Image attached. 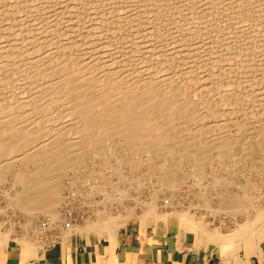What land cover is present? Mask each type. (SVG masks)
I'll list each match as a JSON object with an SVG mask.
<instances>
[{
	"label": "bare ground",
	"instance_id": "obj_1",
	"mask_svg": "<svg viewBox=\"0 0 264 264\" xmlns=\"http://www.w3.org/2000/svg\"><path fill=\"white\" fill-rule=\"evenodd\" d=\"M23 1H25V0H10V1H8V0H0V6H1L0 7V12L3 13V10H4L3 6L5 7V10H8V8L6 9V3H7V7H9L11 10L16 11L18 9V8L16 9V7L23 5V4H21V3H24ZM40 1L41 0H39V1L37 0V2H40ZM98 1H96V2H98ZM110 1L111 2H104V3L100 2L102 4V7L104 8V11H107L106 13H108L107 15H105L106 18H105V16H104V18L102 16L101 17L104 20H106L107 18L113 20L115 18V20L111 21V23L115 22V21H118V23L117 22H115V23L119 24L118 25L119 27H120V25H122V24H120L121 21L124 20V24L127 27H128V25L131 24L130 26L132 28L130 27V29H132V30L134 29L133 26L137 25V27H138V26H140V24L142 25V23L137 24L138 21L142 22L143 19L145 21V18L146 19L148 18L151 21L152 18H149L150 16L148 17V9H150L149 7H151V10H152L153 7L154 8L157 7V6L156 7L153 6V3H152L153 7L149 6L148 8L146 7L147 9H145V7L143 5L147 6L146 3L144 4V1H146V0H143V2H142V0H135V1L134 0H110ZM152 1H154V0H150V3ZM173 1H175V0H173ZM192 1H194V3H195L196 0H192ZM29 2H30V0L27 3L30 4ZM34 2H35V0L33 2L31 0L32 4ZM102 2H103V0H102ZM135 2H137V3H135ZM146 2L149 5V1L147 0ZM155 2H158V1L155 0ZM164 2L165 1H161V2H159L157 4L161 3V5H158L161 8L163 6ZM200 2L202 4L201 5L196 4V5H198L197 8H196L195 4L193 5L195 7H193V6H191V8L189 7L190 10L193 9V8L198 10V14L196 16H194L196 14V12H194V11H196V10H192L194 12V15H193L194 17H192V20H194L195 17H198L200 22H201L200 23L199 20L196 18V20H194V21H196V23L199 22L198 24H202L203 19L205 17L206 18L210 17L209 20H211L212 16H213L212 19L215 17L217 19V22H218V20L219 21L220 20L223 21L224 15L226 16V17H224V19L226 18L228 20V22H233V17H234V15L236 13H234V12H233V14L230 13V12L226 13L228 11H227V9H225L223 7L225 5H227V4H224L223 1L220 2V0H200L197 3H200ZM237 2H238V0L235 2L236 5L238 4ZM247 2H249V1H247ZM25 3H24V7H27V6H25L27 3L26 4ZM94 3H92L90 0H43V2L39 3L40 4V9L42 10V13L44 11H47V12L49 11L50 12L49 14H51V15H52V12L54 13V16H50L51 19H48V18L45 19V17H44V20H42L40 18L41 15L39 14L41 12L38 13V11H37L39 9H36V12L40 16H38L37 13H35V11H33L35 13V17L37 15L38 19L40 18L39 20H37V19H35V17H33L35 20H37V24L35 25V27L34 26L33 27L34 28H36V26L39 27L38 30H39V34L41 35V37H37V39L41 38L40 40L42 41L41 43H42V48H43L42 51L44 50L43 51V56L41 54L40 57H42L44 59V54L47 57V59L45 57L47 62L44 59V63H42V64H40V59H39L40 57L39 56H36V57H38L37 60H39V62L38 61H36V62L32 61V62L29 63V60H27L28 62L26 63V61H24V58L27 57L26 54H28V55L31 54L28 50H29V48H31L33 46L32 44H34V43H31V46L29 48L27 47L28 50H26V47H25L26 44L23 45V43H25L27 40L29 41V39L31 37L28 39L27 35H30L32 30H33V29H31V32H30V30L28 31V29H30L32 27L31 26L32 24L30 25L31 27L28 28L29 25L27 27H25V26L23 27L24 24L22 23L24 20H25L24 23L27 21L26 20L27 19L26 18L27 15H30V14L33 13V12L30 13L29 7H27L28 9H27V11L26 10L25 11H26V13L29 12L30 14H27L25 16V18L20 16V17L23 18V19L21 18L20 20H16V19H19V17L18 18L16 17V14L18 12L14 13V16H13V12L14 11H12V12L10 11L12 13L11 15L14 17V19L16 17V19H15L16 21H14V20L13 21L16 22V24H17V21H18V23H20L19 21H21V23L23 24V25L21 24V29L22 30L19 29L17 31L16 30V28H17L16 26H15L16 28L13 27V29H15L14 31L10 30L12 28L9 29L10 32L5 31V29L7 27L6 28L4 27V29L0 30V87H1V89L4 90L3 86L4 87L6 86L7 88L12 86V85H13L12 87L15 86V83L13 82V80H14L13 76L15 75V78H16V76H18L20 74L16 75L14 72H15L16 68L17 69H19V68L21 69V66L24 67L25 72L29 73V76H31V78L32 77H36V76H34L35 74H40V72L41 73L44 72V75H46V77L44 76L45 77L44 79H46V81H45L46 84L43 82L42 85H44V84L45 85H44L43 89H41V90H44V91L41 92L39 90L40 91L39 92L40 95H36L37 97H35V96L32 97V99L35 98L34 99L35 101L32 102L30 100L32 102V104H33V107H34L33 110L34 111H39V110H42V111L45 110L46 111L47 107L49 109V107L53 108V106H55V105L56 106L54 108L56 109V107L58 106L57 102H59L58 104L62 103V104H60V105H62V108L58 106V108L61 109V115H62L61 119H63V120L64 119H68L67 121L75 123V125H71V126H66V125L65 126H61L60 125L59 128H50L49 126H47V123L49 122L48 121L49 119L47 120V117L50 118V116L41 115L42 117L38 121V123L41 124V127L37 126L39 128L36 127V129H34L33 127H31V125H30V127H28L27 125L23 126L24 124L22 125V123L30 124L29 122H26V120H25V122L23 121V119L25 117L29 118L30 115H29V112L27 113V112H25V110H24V113H27L29 116L27 114L22 115L23 113H20V109H22V112H23V109L25 107V106L22 107V105H20V103H19V105L22 108H20V106H18V104H15L17 106H13L12 105L13 98L16 99L15 97L11 98L12 99V103H11L10 100H8L11 104L8 103L7 100H6V102L8 104L12 105L13 107L9 106L7 103H5V105L7 104L9 108L8 107L5 108V106H4L3 107L4 109H3V108H1L2 105L0 107V178L4 177V173L6 172L5 170L7 168L10 169V168L15 167L16 166L15 164H17V162H18L16 160V158L14 160H12V161L11 160H3V158L5 156L9 155L12 152L18 151V150H20L22 148L28 147L31 143H33L35 141L36 142L39 141L37 143L38 145L36 144L37 147H35V149L32 148L33 151L31 150V152L27 153L25 157L22 154L23 161L21 160V162H23L25 164V166L23 165L24 168L20 169L17 172L15 171V176H14V178L16 177L15 180L17 179L16 181H18L20 184L21 183L24 184V187L22 186L24 188V191H23V188H22V191L20 190L21 193H19L20 195H18L19 197L18 198L15 197L18 200L17 204L20 203V207H21L20 210L21 211L23 210V212H25L28 216H30L31 217L30 218L31 221L34 218L38 217L39 214L41 215V214H45L46 213V214L51 216V217L49 216L50 220H51V224L49 226H48V224H43V227H45V226H47V227L46 228H42V230H41V228H39L40 229L39 231H38V229H34L35 232L38 231V233H40L39 236H36L38 238H35L34 236L32 238V236H30V234H29V236L24 235L23 238L20 239V241L22 242L20 244L23 245L24 253L27 254V255H36L37 253H39L38 250L40 248L44 247V244L46 242V240H45V236L46 235L43 234V233L44 232L46 233L47 230L48 231H50V230L59 231V233H57L58 235H60L59 238L61 236L62 237L64 236L65 237V238L63 237L64 239H66L69 236V234H72L74 231H76L75 230L76 228H74L73 226H71L69 224H68V227L69 228L73 227L72 229H68L67 228L68 230H66V229L63 228V223H64L63 221L65 220L64 219L65 217H63L62 213H60L57 210V208H56V205H58L60 200H62V198L60 197L61 185L59 184L61 182H59V181H60V177H61L62 173H64L63 171L65 169H67V168L74 169V170L82 169L81 167H83L86 164L85 163V157L87 155H89L90 153L94 154L96 152H102L103 151L104 155H102V154L101 155L105 157V156H107L105 154V152H107L106 149L108 150L109 153L113 152L114 154H117V150H118V147L120 145H124V147L127 148V149H130V151L131 150L132 151H134V150L138 151L139 148L143 147L145 144H149L150 143L154 147V150L156 149V151H157L156 153L159 154L158 157H155L157 159L153 160V159H151L149 157V159H147L146 162H145L147 167H148L147 169H148V174H149L150 180H152V178L156 176L155 175L156 173L164 171L167 168L168 169L169 168L172 169L171 168L172 167L171 162H168L169 160L166 161L165 157H164L168 152H170L173 156L175 155L174 156L175 160L174 159L173 160H174V162L177 161V164H178L179 161L181 163L186 162L184 160L187 157L186 156L184 157V155H187L186 154L187 152L184 151L185 150L184 147H186L189 144H193V146L191 147L192 148L191 149L192 150L191 156L194 159H197L196 161H198L200 157H203L202 156L203 153H208V152H206L208 149L212 152L215 149L225 148L226 146H228L227 145L228 140H227V138H224L223 135H222L223 137H221L220 139H217V142L214 143V141H216V140L215 139L214 140L211 139L210 135L208 136V131L209 130L208 131L206 130L207 128L210 129L211 126L208 127L203 122H204V115H206L204 113H207V112H208L207 113L208 116L212 115V114H213V116L216 115V114H220V115H227L228 113L230 114V112H227V114H226V112L222 108L229 101L232 102L233 100H235L232 97V90L230 91L229 89H226V88H225L226 90L223 89L224 85L225 84L228 85L229 82L228 83H226L224 81L221 82V81H219L220 79H217V81H219V82H215L214 79H215V75L216 74L214 73V71L212 72V70L211 71L209 70L210 72L207 71L208 73H205L206 72L205 69H204V71L201 70V68L204 65L205 66H209V67L211 66L210 67L211 69H215V66H216L217 63L218 64L219 63L220 64L224 63V60H225L224 54L227 51H225V53L222 54L221 50L220 51L217 50L218 52H221L220 53V54H222V56H221L220 54H217V51L215 49L216 47H217V49H219L220 48L219 46H221L220 44L215 45L216 47L215 46L214 47L209 46V47L212 48V53L210 51L209 52L211 53V57L214 58V59H212V62L209 59H206V57H210V56H206L207 55L206 54L205 55L206 57H203V58H204V60H207V61L209 60V62H211V64L208 63V62H205L204 60H201V62H200L199 60L202 59L201 57L204 54V52H201V50H200L201 47H199V46H201V42L203 41L201 37L204 35V33L202 35L201 34L202 31H200V30L203 29V27H201L202 26L201 25V26H199L201 28H199L197 30L198 32L200 31V33H199V34H201L200 36H198L196 34H193V35H186V34L182 35L183 37L186 36V38L183 39L184 41H183V43H182L180 48L179 47H177V48L175 47L176 49H169L168 48V50H170L172 53L175 50V53H177V55L176 54L175 55H176V57H178V59H176L174 54L171 55L170 57H169L168 54L165 55L166 52H167L166 51L167 49L164 50L165 54L163 56H165L166 58L169 57V59L171 61L170 62L168 60L169 62H167V63L169 65H173L175 70L178 72V74L175 75L176 77L174 75H171V74L167 75L165 77L160 76V75H162V73L164 74V72L161 71L162 73L160 74V73H158L156 71L163 69L164 68L163 64H165V63L159 61L158 59L157 60L159 62H161V64L163 65L162 66L163 68L160 67V65L157 64L159 62L156 63V61H155V64L161 69H155L156 71L153 73L152 70H151V67H150V70L152 72L150 74L148 72V74L150 76H148L146 74L148 77H146V78H142V76L140 77L139 75H140L141 72H144L143 70L139 71L140 73L137 72V73H139V75H132V73L134 71H138L139 67L143 69V67L138 64L139 60L142 59V56H141L142 54L141 53H140L141 55H139V56H141V59L139 57H138L139 59L138 58L137 59L134 58L135 60L138 61V62H136L137 66L134 65L135 62H131L129 60L130 63H133L131 66L129 64L130 67H132V66L138 67V65H139V67L136 68L133 72H131V74L128 75V76L122 75L123 70H121V69H126L124 67H129V66H125L124 65L126 63V60L129 59V58L128 59L126 58L127 56H125V52L130 51L129 50V48H130L129 46H131L133 44H137V43H135L133 41H132L133 44L131 43V45H128V47H129V48H127L128 50L126 48H124L126 50H124V49H122L121 51L119 50V53H117V54H114V52L116 53L117 50L114 51L113 53H111V51H110V54L108 56H106L107 60H106L105 64L108 62L107 66L108 65L110 67L116 66V69H117V67H120V70L119 69L116 70L115 67H114L115 71H113V69L111 71V69H110L108 73H106V74L104 73V75H102V73L104 72V71H102V68L105 67L106 65L103 64V63L101 64L100 62H98V60H99L98 57L99 56L97 57V55H100V54L102 55V52L100 54H98V52H97V55H96L95 51H98V49H102L104 47L102 43L107 42L106 38L108 37V39H109V36L110 35L112 36L113 33L112 34L109 33V35H107V33L106 34L104 33V31L106 32V29H104V28H107L105 25L110 21L109 19H107V23L105 25L100 26V27H102L104 29V31L100 30V31H98V33H96V30H98V26H99L98 23H100L99 20L103 21V19L101 20V18L99 17L100 15L98 13L101 12L100 10L98 11V13L96 11L95 12L93 11V10H97V8H92L91 7V6H95L96 5V3H95V5H94ZM97 4H99V2ZM167 4H165V5H167ZM251 4H252V2H251ZM34 5H36V7L39 8L37 6V4H34ZM220 5H222L223 7H220ZM239 5H240V3H239ZM29 6H31V5H29ZM260 6L261 5H259V8H260ZM141 7H143L144 10H147L146 11L147 16L144 17V18L142 17L143 18L142 20L141 19L138 20L136 18L137 17L136 11L139 10V9L141 10ZM23 8L21 7L20 10H22ZM31 8H30V10L33 9V8L32 9ZM157 8H159V7H157ZM163 9H165V8H163ZM163 9H162V11L164 13ZM175 9H176V7H175ZM187 9H186V11H187ZM166 10H168V8ZM182 10H184V9H182ZM235 10H236V8H235ZM239 10H240L239 11L240 14H236L235 15L236 17H238L239 15L242 14L241 13L242 12L241 9H239ZM22 11H24V9ZM131 11H133V12L131 13ZM178 11H180V10L178 9ZM178 11H177V13H179ZM261 11H263V9ZM5 12H7V11H5ZM5 12H4V15H8L9 14V13L5 14ZM149 12H150V10H149ZM151 12L154 13V10L151 11ZM165 12H167V11H165ZM171 12L172 11H170V13L169 12L168 13L171 14ZM191 12H190V14H191ZM20 13L22 14V12H20ZM102 13H101V15H102ZM127 13H131V16H130V14L128 15V17H129L128 21H127V16L125 15ZM143 13H145V12H143ZM153 13H151L152 17H153ZM154 14H157V12H155ZM249 14H250V12H249ZM103 15H104V13H103ZM138 15H140V14H138ZM165 15L161 16V17H164V19H166L167 17ZM176 15H174V16H176ZM31 16H33V15H31ZM44 16H46V15H44ZM47 16H48V13H47ZM140 16H142V15H140ZM3 17H5V16H3ZM41 17H43V16H41ZM189 17L191 19V16H189ZM28 18H30V16ZM156 18L158 20L160 17L156 16ZM156 18L153 17L154 21L153 20L152 21L155 22ZM231 18H232V20L230 21L229 19H231ZM239 18H240V16L237 18V20ZM11 19H13V18L10 17L9 20L11 21ZM134 19H136L137 23L135 22ZM148 19H147V21H149ZM246 19H248V16L246 17ZM177 20L175 21V23H177V24L179 23L180 24V21L179 20L177 21ZM227 20H225L226 23H227ZM2 21H0V22H2ZM28 21H30V19H28ZM133 21H134V24H132ZM163 21H165V20H163ZM163 21H161V22H163ZM169 21H170V19H169ZM186 21H188V20H186ZM204 21H205V19H204ZM213 21H214V19H213ZM221 21L219 23H221ZM253 21H255V20H253ZM14 22H9V23H13L14 24ZM27 22L25 23L26 25H27ZM86 22L89 23V26L88 25L86 26ZM104 22H102V24ZM153 22H147V23H153ZM234 22H235V18H234ZM234 22L232 24L230 23L228 27L230 28V27H232V25L234 26ZM238 22H239V20L237 21V23ZM244 22H246V21H244ZM5 23H7V21H5ZM9 23H7L9 25V27H12L13 24H12V26H10ZM30 23H28V24H30ZM222 23H221V25H222ZM241 23H242V21H241ZM33 24H35V23H33ZM157 24H159V23L157 22ZM173 24H174V22H173ZM177 24H176V26H177ZM262 24H261V27L263 26ZM0 25H1V23H0ZM113 25H111V26H113ZM145 25H143L142 27L140 26L141 27L140 29L143 28V29H145V31L147 30V32H148V31H150L152 29L151 27H153L152 24H151L150 25L151 29L148 30V28L147 29L144 28ZM156 25L154 27H156ZM165 25H167V24H165ZM206 25H204V26H206ZM218 25H217V27H218ZM223 25L225 26V24H223ZM235 25H237V24L235 23ZM5 26H6V24H5ZM18 26L20 28V25H18ZM103 26H105V27H103ZM108 26H110V25L108 24ZM115 26H116V24H115ZM118 26H116V28H118L117 30H120L122 27L119 28ZM160 26H158V28ZM167 26H168V28L170 27L169 24ZM214 26L216 27V25H214ZM214 26L212 28H215ZM127 27H125V28H127ZM179 27H180V25H179ZM207 27H209V26L207 25ZM228 27H227V29H228ZM1 28H3V26L0 27V29ZM160 28H163V27H160ZM184 28L186 30V26H184ZM197 28L198 27H196V29ZM224 28H226V27H224ZM245 28L247 29V27H245ZM251 28H253V27H251ZM114 29H111V30L114 31ZM130 29H128V30H130ZM143 29H142L141 33L144 34V36H146L145 33H147V32L143 33V31H144ZM164 29H165V32H166L167 28H164ZM175 29H177V28H175ZM258 29H259V27H258ZM108 30H107V32H108ZM117 30H116V32H117ZM162 30L161 31L159 29L157 30V31H160L161 33L157 32L156 30L153 31L154 34L156 32L159 33L157 35V38L159 40H160V37H161L160 34H163ZM228 30L230 31V29H228ZM228 30H224V31H228ZM233 30H234V28H233ZM260 30H261V28L259 29V31ZM120 31H122V30H120ZM120 31H118L117 33H121ZM123 31H127V30L124 29ZM135 31H134V35L136 33ZM190 31L193 32L195 30H191L190 29ZM215 31L219 32L220 29L219 30H215ZM256 31H255V34H256ZM29 32H30V34H29ZM50 32H51L52 35L48 34ZM109 32H111V31L109 30ZM127 32H128V33H126L127 35H129L131 33V32L129 33V31H127ZM204 32H206L205 31V27H204ZM210 32H212V31H210ZM230 32H226V33H228L227 34L228 36H226V37L230 38V34H229ZM232 32H234V31H232ZM244 32H247V31L244 30ZM123 33L125 34V32H123ZM240 33H243V32H240ZM249 33H251V32H249ZM151 34H153V33H151ZM151 34H149V35L154 37V34L153 35H151ZM211 34H213V33H211ZM261 34H264V33H261ZM24 35H25V37H23ZM131 35H132V33H131ZM165 35H167V33L166 34L164 33V36ZM218 35H219V33H218ZM220 35H221V32H220ZM232 35L234 36V34H232ZM31 36H33V35L31 34ZM111 36H110V38H112V37L118 38L119 37V36L117 37V35L116 36H112V37ZM136 36H138V35L136 34ZM144 36L141 39H145L146 38L148 40V38L149 39L152 38V37L151 38L150 37H148V38L145 37L144 38ZM147 36H148V34H147ZM240 36H244V35H240ZM263 36L261 38L260 35H258V36L255 35V36H253V38H251V40H252V42L255 41L254 43L258 42L257 44H259V43L263 42V39H264ZM35 37H36V35H35ZM139 37H142V36L140 35ZM167 37H163L164 40L161 39L160 42L161 41L164 42ZM208 37H210V36H208ZM23 38H25V40L26 39L27 40L22 42ZM120 38H121V34H120ZM125 38L123 39V34H122V40H123V43L121 42L122 45L125 43L124 42ZM135 38H133V39H135ZM169 38H171V37H169ZM31 39H33V38H31ZM37 39H35L36 43H37V41L40 43V40H37ZM113 39L114 38L109 39L110 43H111V41H113ZM131 39H132V37H131ZM141 39H139V38L137 39V40H140V42H138L135 39L136 42L140 43V44H138L139 46L138 45L137 46L138 47L141 46L140 48L136 47V49H135L136 51H134L135 54L138 51V49L141 50V48H142L141 44L143 43V41L145 43V40L141 41ZM152 39H154V38H152ZM53 40H55V41H53ZM116 40H118V39H116ZM181 40H182V38H181ZM181 40H179V41L181 42ZM227 40H229V39H227ZM232 40H233V38H232ZM150 41H152V40H150ZM150 41H147V43L150 42ZM167 41H169V40L166 39L165 42H167ZM234 41L237 42L236 40H234ZM162 42L160 43L161 45H162ZM11 43H12V45L16 44L15 45V48H16L15 51L14 50H10V49L6 50L7 47H10L12 49L14 48V46H10ZM117 43L119 44L120 41L118 40ZM144 43H143V45L145 46L146 44H144ZM209 43H211V42H209ZM47 44H48V46H47ZM155 44H157V43H155ZM155 44H152V45H155ZM165 44H167V43H165ZM176 44H177V42H176ZM88 45H90V48H88L89 47ZM114 45H116V44H114ZM148 45H150V44H148ZM161 45L158 46V47L159 48L161 47V50H162L163 46H161ZM168 45L170 46V44H168ZM206 45H207V40H206ZM251 45H254V44H251ZM85 46H87V47H85ZM111 46H113V45H111ZM135 46L136 45H134V47ZM261 46H263V44ZM38 47L41 48L40 46H38ZM150 47L152 48V50H153V47L155 48V46H149L148 48H150ZM209 47H207V49ZM231 47H232V45H231ZM105 48H108V47L106 46L102 50H104ZM145 48H147V46ZM232 49L230 48V49H227V50H232ZM240 49H239V51H240ZM208 50H210V49H208ZM42 51L40 53H42ZM131 51H133V50H131ZM145 51H147V50H145ZM19 52H20V54H19ZM32 52L34 54L35 51H32ZM40 53L38 51V54H40ZM93 53H95L96 56ZM106 53H107V51H106ZM172 53H170V54H172ZM240 53H242V52H240ZM36 54L37 53L35 52L34 55H36ZM104 54L102 56H104ZM130 54H131V52H130ZM155 54L157 55V54H159V52H157ZM162 54L163 53H161V55ZM261 54H263V53H261ZM145 55L146 54H144V56ZM156 55L153 54L154 57ZM23 56H25V57L22 58ZM30 56H32V54ZM146 56H148L147 58H150L152 55H148L147 54ZM236 56H237V54H236ZM156 57H159V55H157ZM165 57L163 59H166ZM174 57H175V59H176V61L178 63L174 62L175 64H172V60H174ZM181 57H183V60H182ZM262 57H263V55H262ZM20 58L23 59V63L18 61V59H20ZM179 58H181L180 61L182 60L181 63H180V61H178ZM22 59H21V61H22ZM33 59H31V60H33ZM239 59H242V57H240ZM250 59H252V58L250 57ZM144 60H146V59H144ZM147 60H149V59H147ZM227 60H230V59L227 58ZM231 60H232V58H231ZM246 60H247V58H246ZM149 61H148V64H147L148 66H150ZM41 62H43V60ZM128 62H127V65H128ZM146 62L147 61H145V63ZM165 62H166V60H165ZM152 63H154L153 60H152ZM196 63H198V65H195ZM43 64H46V65H43ZM99 64L101 65V68H100ZM168 64L166 66L168 68H170V70L172 72H174L171 69L172 67L171 66L169 67ZM185 65H188V66L185 67ZM107 66H106V68H107ZM235 66H236V64L234 65V67ZM254 66H255V64H254ZM96 67L101 70V75H100V71L98 73V69L96 71L97 72L96 74L98 76L92 74V73H95L96 69L94 70V68H96ZM167 67L165 68V74H166V72L170 71ZM188 67H189V69H188ZM14 68H15V70H14ZM246 68H247V66H246ZM133 69L131 68V71ZM144 69L147 70V69H149V67L147 69L145 67ZM219 69H221V68L219 67ZM226 69H227V67H226ZM199 70H201L202 72L201 71L199 72ZM16 71H17V73L19 72V70H16ZM128 71L129 70H127V73H128ZM220 71H218V73ZM20 72H21V70H20ZM230 72H232V71H230ZM31 73H33V75ZM22 74H25V73L22 71ZM124 74H126V72ZM152 74L153 75L156 74V76L157 77L159 76V78L153 77ZM4 75H8V76L9 75H13L12 76L13 78H9L8 79V77L7 76L5 77ZM221 75H222V73H221ZM24 76H25V78L28 77V75H27V77H26V75H24ZM42 76H40V77L42 78ZM236 76H239V75H236ZM40 77H36L35 79L40 78ZM143 77H144V75H143ZM18 78L24 79L23 77H18ZM18 78H17V80H18ZM31 78L29 79V77H28L27 82L29 80L32 81ZM226 78H227V76H226ZM11 79H13V80H11ZM176 79H177V81H176ZM23 81H20V82H23ZM31 81H30V83H31ZM33 81H35V80H33ZM213 81L215 82V85L212 83ZM230 81H233V80H230ZM240 81H242V80H240ZM20 82H19V85L22 86L20 84ZM25 83H26V81H25ZM30 83L28 82L27 84H30ZM39 83H41V81H39ZM16 84H18V83H16ZM35 85H38V83L34 84V82H33V84H31V86H33V87ZM232 85L234 86L233 83H232ZM241 85H242V83H241ZM228 86H227V88H228ZM28 88H30V87L28 86ZM212 88L214 89V92H213ZM230 88H231V86H230ZM222 89H223V92H225V93H222ZM232 89L234 90V88H232ZM5 90H6V88H5ZM33 90H35V89H33ZM9 92H10V90H9ZM13 92H14V89H13ZM219 92H221V93H219ZM7 93H1L2 96L0 95V104L1 103L3 104V102H1V101L7 97L6 95H4V94H7ZM11 93H9V96L12 95ZM20 93H23V95H24L23 91L20 92ZM28 93L31 94V92H28ZM35 93L39 94L37 91ZM57 93H58V95H57ZM14 95H16V93ZM17 95H19V94H17ZM215 95H216V98H217L218 101H215V99H213L215 97ZM30 96H32V94ZM234 97H235V95H234ZM22 99H24V98L22 97ZM16 100H18V99H16ZM24 100H26V99H24ZM30 101H28V102H30ZM15 102H17V101H15ZM18 102H22V101L20 100ZM28 105H29V103H28ZM227 107L229 108V105ZM227 107H224V108L227 109ZM232 107H233V105H232ZM26 108H28V107H25V109ZM28 109H26V110H28ZM42 111H40V113L39 112L38 113L42 114L41 113ZM49 112L51 113L52 111H49ZM32 113H33V111H32ZM251 113H253V112H251ZM52 116H53V114H52ZM57 116H60V114L57 115ZM253 116L255 117L256 115L254 114ZM253 116L250 115V117H248V118L252 119L251 122L248 121L249 123H253V118H254ZM223 117H225V116H223ZM31 118H32V116H31ZM34 118H37V117L34 116ZM255 118H257V116ZM51 120L52 119H50V121ZM192 120L194 122L198 121L197 123H200V124L195 123V124H197V126H194V124L192 123L194 127H197V128H194V129H197L196 131H193L194 129L192 130L193 132H196V133H192V136H190L188 134V133L192 132V131H190L191 130L190 129V130H188V131H190V132L187 133L188 135L184 136L183 132L184 131L186 132L185 129H189L192 126V125L191 126L188 125L189 127H187V123L190 124ZM19 121H21V122L23 121V122L22 123L20 122L19 126H18V124L16 126V123L19 122ZM249 123H247V124H249ZM247 124L242 126V128H243L242 130H244L246 132V134H249L248 135V138H249L248 140L251 141V143H250L251 145L250 146L252 147V146H254V145H252V143H253L252 136L255 134L256 129L255 128L253 129V127H252L253 124L252 125H247ZM32 125L34 126V124H32ZM211 130H212V128H211ZM205 131H207V132H205ZM64 133H66V134H64ZM79 135L82 137L81 138L82 140H80V137L78 138L80 141H82L81 143L77 142L76 141L77 139L75 138V137H77ZM44 136H46V137H44ZM201 136L202 137L204 136L203 139L201 138ZM41 137H44V139H41ZM194 137H196V138L200 137V139H202V140H199L197 142H192V141L195 140ZM192 139H194V140H192ZM100 146H102V148H105V147L106 148L105 149H101V151H99L98 147H100ZM153 147L151 149H153ZM188 147L190 148V145ZM188 147H186V148H188ZM97 149H98V151H97ZM132 151H131V153H132ZM131 153H129V154H131ZM157 154H156V156H157ZM221 154H222V157H223V153H221ZM131 155H133V154H131ZM131 155H129L130 158H131ZM207 156H209V154ZM210 156H212V155H210ZM219 156H220V154L215 156V157H219ZM114 157H115V155H114ZM135 157L132 158L133 162H134V160H135V162L136 161L138 162V160H139L138 157H136V158ZM205 157H206V154L204 155V158ZM140 159H146V158H140ZM126 161H128V160H126ZM139 161L140 162L142 161L141 163L145 164L144 160H139ZM129 162H131V161H129ZM140 162H138V163H140ZM192 162H194V161H192ZM143 164H141V165H143ZM177 164L175 162V165H177ZM194 164H195V162H194ZM37 165H39V166L41 165L40 168L32 170L31 166H37ZM126 165L128 166V164H126ZM130 165H131L130 167H132L134 169L136 168V165H133L132 162H131ZM85 166L88 167L87 165H85ZM140 166H139V168H141ZM173 166H174V164H173ZM181 166H182V164H181ZM181 166H176L177 168L175 170H179L178 167H181ZM9 169H7V170H9ZM134 169H132V171ZM6 173H9V172H6ZM6 173H5V176H6ZM162 173H163V175H165L164 172H162ZM158 175H160V174L158 173ZM163 175L161 174V178L158 179L159 183L161 184V187L162 188H165V186L166 187L167 186L171 187L174 184V183H171L173 180L171 181V178H170V180L168 178H163ZM99 176H100V174H99ZM165 177H168V176H165ZM156 178H157V176H156ZM101 180L103 182L105 181L104 178H102ZM168 180L171 181V182H169ZM176 180L178 181V183L176 182L175 184L178 187L179 180L178 179H176ZM97 181H100V179L97 180ZM125 181H127V180L125 179ZM105 182L108 184V181H105ZM135 182L139 184L138 181H135ZM173 182H175V181H173ZM97 183H99V182H97ZM14 184H15V181H14ZM104 184L105 183L102 184L103 185L102 188L107 186V185L104 186ZM152 184H154V183H152ZM160 184H158V185H160ZM143 185H144V183H143ZM173 186H172V188H173ZM248 188H250V187L246 186V188H243L242 197H240V196H239L240 198H238V197H228V198H225L226 201L224 200L225 202L228 201V205L226 207H224V208H227L225 210H235L236 214H237V210H238V212H240V210H243V211L248 213V214L246 213L245 220L242 221L239 224L238 228H236L234 231L227 232L228 234L222 232L218 227H214V229H211L210 226L207 225V222H205V220H202V218H200V217L198 218L197 216H194V214H192L190 212L186 211V213L185 212L184 213H180V212H177L176 210H174L173 212L170 213L168 211L161 210V207H160V204H159L160 202H162L161 201L162 200L161 199L162 196L160 195V191H162L161 189H160V191L158 189L156 191V189H155V191L153 193V196H152L153 199L151 200V202L150 203L148 202V204L146 203V205H143L142 213L140 214V218H141L143 223L147 224L153 218H157L158 220L162 219L166 223L168 218L171 215H179L181 217L183 216L184 222H182V223L184 225H182V226L187 228V230H190V231L196 233L201 238V240L203 242H206V244L208 246L211 247V246L217 245L220 248V252H222L227 257V263H230L232 261H234L235 263H238V262H240L239 253H240L241 248L245 249V253H246L247 257H249V256L253 255L254 253H259V251H261V248H258V241L264 239V197L261 198L260 204L258 206H256V207L253 206V207H255L253 210H252L251 207H249L250 205L252 206V203L249 206H247V207L251 208V209H248L245 206L246 204L242 203V202H244L242 200L247 201L251 197V195L248 192ZM95 189H98V188H95ZM170 189L171 188H168V190H170ZM166 191H167V189H166ZM125 192H127V191H125ZM125 192H123V191L119 192L120 194H122L120 196L121 197L122 196L126 197L127 195H125L126 194ZM15 198H14V200H15ZM59 198H61V199H59ZM112 199H110V201H109L110 205L112 204V201L113 202L117 201V200H112ZM120 199L122 200V198H120ZM234 200H236L235 202H237L238 200H241L242 204L238 203V204H240V206L232 207V205L234 203ZM232 201H233V203H232ZM169 202L170 201H166L165 203L166 204L168 203L167 205L169 207L173 206L172 208H174V204L172 205L173 202H170V203ZM165 203H164V205H165ZM224 204H226V203H224ZM235 204H237V203H235ZM221 206L222 205H220V207ZM222 207H221V210H222ZM243 207H244V209H243ZM251 210H252V212H251ZM98 211H99V213H98L96 219L89 221L88 223H86L87 225L83 229H81V230H83V232L87 231V230H96V231H102V230L104 231L105 230V231H108L109 233H111V235L113 236L114 233L116 232L117 227L125 224L127 222V219L133 214V212H128L127 214H125V212H124L125 215H122L123 213L120 215V213H119L118 216H114L111 213L112 211L111 212L107 211V208H106L105 211L97 210L96 212H98ZM216 212H215V214H217ZM223 212H224V210H223ZM232 213H234V212H232ZM48 215H47V217H48ZM31 221H30V223H31ZM30 223L28 222L27 226L32 225ZM32 226H34V225H32ZM29 228H28V230H29ZM11 231H14V230L8 229V231H7V229H6V230H3V231H0L1 232L0 236H2V240L1 241L7 242L9 239L13 238V233ZM50 232H49V234H50ZM50 236H51V234H50ZM48 239H49V237H48ZM1 245L2 244H0V247H1ZM46 245H47V243H46ZM203 245H205V244H203ZM24 259H26V256H25Z\"/></svg>",
	"mask_w": 264,
	"mask_h": 264
},
{
	"label": "rangeland",
	"instance_id": "obj_2",
	"mask_svg": "<svg viewBox=\"0 0 264 264\" xmlns=\"http://www.w3.org/2000/svg\"><path fill=\"white\" fill-rule=\"evenodd\" d=\"M8 1H10V0H8ZM29 0H25V1H23L24 3L26 2H28ZM34 0H32V2H33ZM39 1V0H38ZM92 3H96V5H95V3H94V5L95 6H91L92 8H97V10H93L94 12L96 11L97 13H98V11L100 10L101 12H99L98 14L100 15L99 17L101 18V20L104 18V16L105 15H107L108 13H106L107 11H104V8L102 7V4L101 3H104V2H111L110 0L108 1V0H103V2H102V0H90ZM96 1H98L99 2V4H97L98 2H96ZM135 1V0H134ZM147 1V0H146ZM146 1H144V4L146 3V5L147 6H145V5H143L144 7H145V9H147L149 6H152V3H153V6H157V7H159V8H154L153 6V8H152V10H151V7H149L150 9H148V17L149 18H152L151 19V21L149 20V21H147V19L145 18V21H144V17H146L147 16V13H146V11L147 10H144L143 9V7H141V10L139 9V10H137L136 11V13H137V19L138 20H142V22L141 21H138V23H137V21H136V19H134L135 20V22L137 23V24H139V23H142V25L140 24V26L142 27L143 25H145L144 26V28H148V30H150L151 28L153 29H151L150 31H148L147 32V30L145 31V29H143L144 31H143V33L144 32H147V33H145L146 34V36H144V34H142L141 32H142V29H140L141 27L140 26H138L137 27V25L136 26H133V30L136 32L135 33V35H134V31L132 30V29H130V25H128V27L124 24V20L123 21H121V23L120 24H122V25H120V27L118 26L119 24H117L118 23V21H115V22H117V23H115V22H112L111 23V21H114L115 20V18L113 19V20H111V19H109V18H107V19H109L108 21L110 22H108L107 23V19L106 20H104L103 19V21H100L99 20V22L100 23H98V30H96V33H98V31H100V30H103L104 31V29H106V32L104 31V33L106 34L107 33V35H109V33H113L112 34V36H116L117 35V37L118 38H116V37H112L111 35V37L112 38H114L113 39V41H111V43H110V41H109V39H112V38H110V36H109V39H108V37L106 38L107 39V42L109 43H107V42H105V43H102L103 44V46L104 47H108V48H105L104 50H102V49H98V51H95V53H96V55H97V52H98V54H100L101 52H102V55L104 54V56H102L101 54V56L100 55H97V57H98V59L100 60H98V62H100L101 64L103 63V64H105V62H106V60H107V57L106 56H108L109 54H110V51H111V53H113L114 51H116V53L114 52V54H117V53H119V50L121 51L122 49H124V48H129V50L130 51H127V52H125V56H127L126 58L128 59V60H126V63L124 64L125 66H129V64H130V66L133 64V63H130V61L131 62H135V64L134 65H136L137 63L136 62H138L137 60H135V59H137L138 57L141 59V56H142V59L141 60H139V62H138V64L139 65H141L142 67H143V69L142 68H140L139 67V65H138V67H139V69H138V71H134L136 68H138V67H135V66H132V67H124V68H126L127 70H129L128 71V73H127V70L126 69H121V70H123V72L125 71L126 72V74H124L122 71V75H125V76H128V75H130L131 74V72H133L132 73V75H139V71H141V70H143L144 72H141L140 73V77L142 76V78H146V77H148V76H150L149 74L150 73H154L156 70L155 69H161V68H159L156 64H155V61H156V63L157 62H159V61H161V62H163V63H165V64H161V62H159V63H157L158 65H160V67H162L163 69H161V70H157L156 72H158V73H162V72H164V74L162 73V75H160V76H163V77H165V76H167V75H177L178 74V72L175 70V68H174V66L173 65H169L167 62H169L170 61V59H169V57L171 56V55H177V53H175V50H174V52L172 53L170 50H168V48L169 49H176L177 47H181V45H182V43H183V39H185L186 38V36H182V35H193V34H196V35H198V36H200L201 34L203 35V33H204V35L201 37L202 38V42H201V46H199V47H201V52H204V56L202 55V59H200L199 61L201 62V60H204V58L203 57H206V56H210V57H206V59H209L211 62H212V59H214V58H212L211 57V53H212V48L211 47H214L215 45H217V44H220L221 46H219L220 48L219 49H217V47L215 48L216 49V51L218 50V51H220L221 50V52H222V54L223 53H225V51H227L225 54H224V56H225V60H224V63H217L216 64V66H215V69H211L209 66H201L202 68H201V70L202 71H204V69H205V73H208V72H210L211 70H212V72L214 71V73L216 74L215 75V82H219V81H221V82H226V83H228V85H224V88L223 89H229L230 91L232 90V97L235 99V100H233L232 102L231 101H229L224 107H227L228 105H229V108L227 107V109H225L224 107L222 108L225 112H226V114H227V112H230V114L228 113L227 115H220V114H216V115H214L213 116V114L212 115H207V113H204V114H206V115H204V124L206 125V126H208V127H210V129L209 128H207L206 130L208 131V136L210 135V138L211 139H215L216 141H214V143H216L217 142V139H220L221 137H223L224 136V138H227V140H228V142H227V145L228 146H226L225 148H219V149H215L214 151H210L209 149L206 151V152H208V153H203V157H200L199 158V160L198 161H196L197 159H194L192 156H191V154H192V146H193V144H189L190 145V148L188 147L189 145H187L186 147H188V148H186V147H184L185 148V150L184 151H186L187 153V155H184V157L186 156L187 158L184 160V161H186V162H184V163H181L180 161H179V163L177 164V161H175L176 162V164L177 165H175V162H174V160H175V158H174V156L170 153V152H168L164 157H165V160L166 161H168V162H171V164H172V169H166V170H164V171H161V172H158L160 175H158V173H156L155 175L157 176V178H156V176L155 177H153L152 178V180H150V177H149V174H148V167H147V165H146V160L147 159H149V157L151 158V159H153V160H155V159H157V158H155V157H158V155L159 154H157L156 152V149L154 150V147L149 143V144H145L143 147H141V148H139L138 149V151H132V153H131V151H130V149H127V148H125L124 147V145H120L119 147H118V150H117V154H114L113 152H108V150L106 149V151L107 152H105V154L107 155V156H102V155H104V152L102 151V152H96V153H90L89 155H87L86 157H85V165H87L88 167H86L85 165L83 166V167H81L82 169H78V170H74V169H70V168H67V169H65L63 172L64 173H62V175H61V177H60V181L59 182H61V183H59L60 185H61V190H60V197L62 198V200H60V202H59V204L58 205H56V208H57V210L60 212V213H62V215H63V217H65L64 219V223H63V228L64 229H66V230H68V229H72L73 227L74 228H76L75 230L76 231H74L72 234H69V236L70 235H75V236H78V235H92V236H96V235H100V236H108L109 234L111 235V233H109L108 231H96V230H87V231H84L83 232V230H81V229H83L87 224L86 223H88L89 221H91V220H95L96 219V217H97V215H98V213H99V211L98 212H96L97 210H102V211H105L106 210V208H107V211L108 212H111L112 213V215H114V216H118V214L120 213V215L122 214V215H125V214H127L128 212H133V214L127 219V223L125 224V225H123V226H118L119 227V229H118V231H117V233L120 231V230H122V229H129V230H132V231H137V230H139V228L141 227L142 229H145V228H148L147 230H153L152 228H155L158 224H160V229H165V227H167V225L169 226L170 225V228H172V229H174L175 231H177V232H179V231H182L181 229L183 228L184 229V231L185 232H188V231H190V230H187V228H185L184 226H182V225H184L182 222H184V219H183V216L181 217V216H179V215H171L169 218H168V220H167V222L165 223V221H163L162 219H160V220H158L157 218H153V219H151L150 221H149V223L148 224H144L143 222H142V220H141V218H140V214L142 213V208H143V205H146V203L148 204V202L150 203L151 202V200L153 199L152 198V196H153V193H154V191H155V189H156V191H157V189L160 191V189L162 190V191H160V195L162 196L161 197V201L162 202H160L159 204H160V207H161V210H164V211H168V212H173L174 210H176L177 212H180V213H186V211L187 212H190V213H192V214H194V216H197L198 218L200 217V218H202V220H205V222H207V225H209L210 226V228L211 229H214V227H218L222 232H224V233H227V232H229V231H234L236 228H238V226H239V224L242 222V221H244L245 220V215H246V213L247 212H245V211H243V210H240V212H238V210H237V214L235 213L236 211L235 210H225V209H227V208H224V207H226L227 205H228V201L227 202H225L226 200H225V198H228V197H238V198H240V197H242V195H243V188H246V186L247 187H250V188H248V192H249V194L251 195V197H250V199H248L247 201H245V200H242V201H244V202H242V203H245L246 205V207L247 206H249L251 203H252V206L250 205L249 207H251L252 208V210L256 207V206H258L259 204H260V201H261V198L262 197H264V39H263V42H261V43H259V44H257L258 42H256V43H254V42H252V40H251V38H253V36H255V35H260L261 36V38H262V36L264 35V34H261V33H264V0H238V4L236 5V1L237 0H220V2H222L223 1V3L224 4H227V5H225L224 7L222 6V5H220V7H223V8H225V9H227V11L228 12H226V13H232L233 14V12L234 13H236V14H240L239 13V9H241V15H239L240 16V18L238 19L239 20V22L237 23V18L239 17L238 15V17H236L235 15H234V17H233V22H234V18H235V22H234V26L232 25V27H228L229 26V24L231 23H233V22H228V20L225 18L224 19V17H226L225 15H224V17H223V21H221V23H222V25L223 24H225V26L224 27H226V28H224L222 25H221V23H219L220 21L218 20V22H217V19L214 17L213 19H214V21H213V19H212V17H211V20H209L210 19V17L209 18H206L205 16V21H204V19H203V22H202V24H198L199 22H200V20H199V18L198 17H195L194 18V20H196V18L199 20V22L198 23H196V21H194V20H192V17H194V16H196L197 14H198V10L197 9H195V8H193V9H191L190 10V8H191V6H193L194 4L196 5V4H199V5H201L202 3L200 2V3H197L198 1H200V0H196L195 1V3H194V1H190V0H175V1H173V0H157L158 2H155V0L154 1H152L151 3H150V0H148L149 1V5H148V3L146 2ZM161 1H165L164 2V4H163V8H165V9H163L162 7L160 8V6H158V5H161V3L160 4H157V3H159V2H161ZM180 1V2H179ZM188 1V2H187ZM234 1V2H233ZM247 1H249V2H247ZM37 0H35V2L32 4L31 3V0H30V4H26L25 6H27V7H29V11H30V13H32L33 11H35V13H37L36 12V9H39V10H37L38 11V13L39 12H41L42 13V10L40 9V2H43V0H41L40 2H37ZM101 2V3H100ZM142 2H143V0H142ZM155 2V3H154ZM183 2V3H182ZM187 2V3H186ZM230 2V3H229ZM233 2V3H232ZM247 2V3H246ZM251 2H252V4H251ZM257 4H256V3ZM24 3H21V4H23V5H21V6H17L16 7V11H14V10H11L9 7H7V3H6V9L8 8V10H5V7L3 6V8H4V10H3V13L2 12H0V21H2V22H0L1 23V25H0V27H2L3 26V28H1L0 30H2V29H4V27L7 29H5V31H8V32H10V30H15V29H13V27L14 28H16V30L18 31L19 29L20 30H22L21 29V24L23 25V27L25 26V27H27L28 25H29V27L28 28H30L31 26V28L30 29H28V31L30 30V32H31V29H33L32 30V32H31V34L34 36H31V34H30V32H29V34L30 35H27L28 36V39L31 37V38H33V39H29V41L27 40H25V38H23L22 39V42H24V41H26L25 43H23V45H25L26 44V50H28V48L31 46V43H34V44H32L33 46L31 47V48H29V52L32 54V56H30V55H28V54H26V58H24L25 56H23L22 58H24V61H26V63L28 62L27 60H29V63L30 62H32V61H34V62H36V61H38L39 62V60H37L38 59V57H36V56H39L40 57V55L42 54V56H43V51H42V41L38 38L37 39V37H41V35L39 34V30H38V26H36V28H34L35 27V25L37 24V20H39L40 18L42 19V20H44V17H45V19H51V17L50 16H54V13L52 12V15L51 14H49L50 12L48 11H44L42 14L41 13H39L41 16H43V17H41L38 13H37V15L38 16H40V18L38 19V16L36 15V17H35V13L33 12L32 14H30L29 12L28 13H26V11H27V7H24ZM135 3H137V2H135ZM163 3V2H162ZM168 3V4H167ZM185 3V4H184ZM232 3V4H231ZM239 3H240V5H239ZM242 3V4H241ZM249 3V4H248ZM255 3V4H254ZM262 3V4H261ZM34 4H37V6L39 7V8H37L36 7V5H34ZM151 4V5H150ZM157 4V5H156ZM165 4H167V5H165ZM179 4V5H178ZM29 5H31V6H29ZM169 5V6H168ZM175 5V6H174ZM259 5H261L260 6V8H259ZM168 8V10H166L167 8ZM173 6V7H172ZM180 6V7H179ZM242 6V7H241ZM253 6V7H252ZM1 7V6H0ZM23 8L24 9V11H22V10H20V8ZM33 9H32V8ZM147 7V8H146ZM175 7H176V9H175ZM178 7V8H177ZM190 7V8H189ZM193 7H195V6H193ZM198 7V5H196V8ZM240 7V8H239ZM26 8V9H25ZM30 8L32 9V10H30ZM188 8V9H187ZM235 8H236V10H235ZM263 9V11H261L262 9ZM35 9V10H34ZM162 9L164 10V13H163V11H162ZM178 9L180 10V11H178ZM182 9H184V10H182ZM186 9H187V11H186ZM26 10V11H25ZM149 10H150V12H149ZM154 10V13L155 12H157V14H154L153 12H151V11H153ZM172 11L171 12V14H169L170 13V11ZM191 12L192 10H196V11H194V12H196V14L194 15V12L192 11L191 12V14H190V12ZM255 10V11H254ZM5 11H7V12H5ZM9 11V12H8ZM12 11H14L13 12V16H14V13H17L16 14V17L18 18L19 17V19H16V17H15V19L16 20H20L22 17H24L25 18V16L27 15V14H30V15H27V21H28V19H30V21H26L27 22V25L24 23V21L21 23V21H19L20 23H18V21H17V24H16V22H14V21H16L15 19H14V17L11 15L12 13L11 12ZM142 11V12H141ZM162 11V12H161ZM165 11H167V12H165ZM176 11V12H175ZM177 11L179 12V13H177ZM184 11V12H183ZM238 11V12H237ZM246 11V12H245ZM259 11V12H258ZM4 12H5V14H7V13H9L8 15H4ZM20 12H22V14L20 13ZM24 12V13H23ZM104 13V15H103V13ZM133 11H131V13H132ZM140 12V13H139ZM143 12H145V13H143ZM169 12V13H168ZM174 12V13H173ZM183 12V13H182ZM249 12H250V14H249ZM261 12V13H260ZM47 13H48V16L50 17H48L47 16ZM101 13H102V15H101ZM131 13H127V14H125L126 16H127V21L129 20V17H128V15L130 14V16H131ZM142 13V14H141ZM151 13H153V17H155L156 18V16L158 17H160L158 20H157V18L155 19V22L157 21L159 24H157V22L155 23V22H153L154 21V19H153V17L151 16ZM168 13V14H167ZM177 15H176V14ZM187 13V14H186ZM244 13V14H243ZM24 14V15H23ZM46 15V16H44V15ZM138 14H140V15H142V16H140V15H138ZM144 14V15H143ZM146 14V15H145ZM160 14V15H159ZM168 18H166V19H164V17H161V16H164V15ZM189 14V15H188ZM252 14V15H251ZM11 15V16H10ZM31 15H33V16H31ZM156 15V16H155ZM174 15H176V16H174ZM179 15V16H178ZM194 15V16H193ZM246 15V16H245ZM251 15V16H250ZM3 16H5V17H3ZM20 16H22V17H20ZM30 16V18H28ZM103 18H102V17ZM189 16H191V19H190V17ZM245 16V17H244ZM248 16V19L250 20H248V19H246V17ZM10 17H12L13 19H11V21L9 20L10 19ZM33 17H35V19H37V20H35ZM139 17V18H138ZM141 17V18H140ZM143 17V18H142ZM182 17V18H181ZM184 17V18H183ZM7 18V19H6ZM36 21H34L33 19ZM105 18H106V16H105ZM242 18V19H241ZM23 19V18H22ZM34 21H32V20ZM169 19H170V21H169ZM179 20L180 21V27H179V25L177 24V23H175V21L176 20ZM188 20V21H186V20ZM241 19V20H240ZM245 19V20H244ZM14 20V21H13ZM153 20V21H152ZM163 20H165V21H163ZM177 20V21H178ZM191 20V21H190ZM225 20H227V23L225 22ZM230 21L232 20V18L231 19H229ZM253 20H255V21H253ZM258 20V21H257ZM5 21H7V23H9V22H14V24L13 23H9L10 24V26H12V24H13V26L12 27H9V25L7 24V23H5ZM89 21V20H88ZM105 21V22H104ZM144 21V22H143ZM161 21H163V22H160ZM169 21V22H168ZM186 21V22H185ZM213 21V22H212ZM241 21H242V23H241ZM244 21H246V22H244ZM253 21V22H252ZM259 23H257V22ZM31 22V23H30ZM102 22H104L103 24H102ZM120 22V21H119ZM146 22V23H145ZM147 22H153V23H147ZM168 22V23H167ZM172 22V23H171ZM173 22H174V24H173ZM209 22V23H208ZM215 22V23H214ZM225 22V23H224ZM255 22V23H254ZM263 24H262V23ZM28 23H30V24H28ZM33 23H35V24H33ZM107 23V24H106ZM145 23V24H144ZM169 24V28H168V26L167 25H165V24ZM186 23V24H185ZM190 23V24H189ZM201 23V22H200ZM219 25H218V24ZM235 23L237 24V25H235ZM5 24H6V26H5ZM32 24V25H31ZM106 24V25H105ZM108 24L111 26V25H113V26H108ZM115 24H116V26H118L119 28H121L120 30H122V31H120V30H117L118 28H116V26H115ZM124 24V25H123ZM132 24H134V21L132 22ZM152 24V26L153 27H151L150 25ZM157 24V25H156ZM162 24V25H161ZM172 24V25H171ZM176 24H177V26H176ZM182 24V25H181ZM190 26H189V25ZM194 24V25H193ZM196 24V25H195ZM208 25L209 27H207V25L206 26H204V25ZM210 24V25H209ZM216 25V27L214 26V25ZM244 24V25H243ZM250 24V25H249ZM254 24V25H253ZM261 24L263 25L262 27H261ZM18 25H20V28H19V26ZM31 25V26H30ZM85 25V24H84ZM89 26V23H87L86 22V26ZM102 25H105L107 28H102V27H100V26H102ZM156 25V27H154ZM161 25V26H160ZM166 27H165V26ZM192 25V26H191ZM198 25V26H197ZM202 25V26H201ZM217 25H218V27H217ZM221 25V26H220ZM227 25V26H226ZM243 25V26H242ZM257 25V26H256ZM16 26V27H15ZM34 26V27H33ZM96 26V27H97ZM105 26H103V27H105ZM115 26V27H114ZM148 26V27H147ZM158 26H160V27H163V28H158ZM184 26H186V30H185V28H184ZM199 26H201V27H203V29L202 30H200V31H202V33L201 34H199L200 33V31L198 32L197 30L199 29V28H201V27H199ZM215 27V28H212V27ZM231 26V25H230ZM239 26V27H238ZM249 26V27H248ZM257 28H256V27ZM22 27V28H23ZM124 27V28H123ZM125 27H127V28H125ZM151 27V28H150ZM196 27H198L197 29H196ZM204 27H205V31L206 32H204ZM227 27H228V29H230V31L227 29ZM237 27V28H236ZM244 27V28H243ZM245 27H247V29L245 28ZM251 27H253V28H251ZM258 27H259V29L261 28V30L259 31V29H258ZM10 28H12V29H10ZM110 28V29H109ZM117 30V32L118 31H120L121 33H117L116 32V30ZM132 28V27H131ZM164 28H167V30H166V32H165V29ZM175 28H177V29H175ZM183 28V29H182ZM207 28V29H206ZM223 28V29H222ZM233 28H234V30H233ZM243 28V29H242ZM10 29V30H9ZM38 31H37V30ZM111 31V32H109V30ZM111 29H114V31L113 30H111ZM127 30V31H129V33L131 32L132 33V35H131V33L129 34V35H127L126 33H128L127 31H123V30ZM128 29H130V30H128ZM138 29V30H137ZM162 30V33L163 34H160V40L162 39V40H164V38L163 37H167L166 39L167 40H169V41H167V42H165L166 41V39H165V43H167V44H165L164 42H162V45L160 44L161 42H160V40L157 38V35L159 34V33H157V32H160V31H157V30ZM172 29V30H171ZM180 31H179V30ZM190 29L191 30H195V31H190ZM212 29V30H211ZM220 29V31L218 32V31H215V30H219ZM222 29V30H221ZM251 29V30H250ZM253 29V30H252ZM255 29V30H254ZM107 30H108V32H107ZM141 30V31H140ZM157 31L155 34H154V32L153 31ZM178 30V31H177ZM214 30V31H213ZM224 30H228V31H224ZM240 30V31H239ZM243 30V31H242ZM244 30H246L247 32H244ZM257 30V31H256ZM12 31V32H13ZM113 31V32H112ZM133 31V32H132ZM138 31V32H137ZM152 31V32H151ZM177 31V32H176ZM190 31V32H189ZM197 31V32H196ZM210 31H212V32H210ZM232 31H234V32H232ZM251 32V33H249V32ZM255 31H256V34H255ZM37 32V33H36ZM123 32H125V34L123 33ZM169 32V33H168ZM190 34H189V33ZM220 32H221V35H220ZM226 32H230L229 34H230V38H228V37H226V36H228L227 34L228 33H226ZM236 32V33H235ZM239 32V33H238ZM240 32H243V33H240ZM35 33V34H34ZM117 33V34H116ZM139 33V34H138ZM151 33H153L154 34V37H152V36H150L149 34H151ZM161 33V32H160ZM164 33L166 34L167 33V35H165L164 36ZM173 33V34H172ZM211 33H213V34H211ZM218 33H219V35H218ZM245 33V34H244ZM254 33V34H253ZM39 34V35H38ZM49 35L51 34V32L50 33H48ZM116 34V35H115ZM120 34H121V38H120ZM122 34H123V39L125 38V45L123 44L122 45V43H123V40H122ZM136 34L138 35V36H136ZM147 34H148V36H147ZM153 34H151V35H153ZM210 34V35H209ZM232 34H234V36L232 35ZM252 34V35H251ZM26 35V34H25ZM25 35L23 36V37H25ZM35 35H36V37H35ZM52 35V34H51ZM125 35V36H124ZM142 36V37H139V36ZM156 35V36H155ZM170 35V36H169ZM181 37H180V36ZM212 35V36H211ZM214 35V36H213ZM216 35V36H215ZM240 35H244V36H240ZM143 36H144V38L145 37H152V38H154V39H149L148 38V40L145 38V39H141V38H143ZM163 36V37H162ZM175 36V37H174ZM208 36H210V37H208ZM240 36V37H239ZM131 37H132V39L133 38H135L136 40L139 38V39H141V41H143V40H145V43H144V41H143V43L144 44H146L145 46L143 45V43L141 44L142 45V48H141V50H139L138 49V51L136 52V54L134 53V51H136L135 49H136V47L137 48H140V47H138L139 45L138 44H140V43H138V42H140V40H137L138 42H136V40L135 39H131ZM169 37H171V38H169ZM179 39H178V38ZM224 37V38H223ZM264 37V36H263ZM37 39V40H40V43L37 41V43H36V40L35 39ZM129 38V39H128ZM158 40H157V39ZM181 38H182V40H181ZM206 38V39H205ZM208 38V39H207ZM215 38V39H214ZM231 39L230 41L229 40H227V39ZM232 38H233V40H232ZM244 40H243V39ZM116 39H118L119 41H120V43L118 44L117 42H118V40H116ZM175 39V40H174ZM214 39V40H213ZM32 40V41H31ZM128 42H127V41ZM135 40V41H134ZM150 40H152V41H150ZM179 40H181V42L179 41ZM206 40H207V45H206ZM210 40V41H209ZM216 40V41H215ZM221 40V41H220ZM234 40H236L237 42H235ZM247 40V41H246ZM53 41H55V40H53ZM135 42V43H137V44H133V42ZM147 41H150V42H148L147 43ZM154 41V42H153ZM156 41V42H155ZM213 41V42H212ZM246 41V42H245ZM250 41V42H249ZM122 42V43H121ZM127 42V43H126ZM153 42V43H152ZM176 42H177V44H176ZM179 42V43H178ZM209 42H211V43H209ZM216 44H215V43ZM218 42V43H217ZM232 42V43H231ZM252 42V43H251ZM131 43L133 44V45H131ZM155 43H157V44H155ZM172 43V44H171ZM176 45H175V44ZM185 43V42H184ZM239 43V44H238ZM241 43V44H240ZM245 43V44H244ZM249 43V44H248ZM28 44V45H27ZM114 44H116V45H114ZM148 44H150V45H148ZM152 44H155V45H152ZM164 44V45H163ZM168 44H170V46L168 45ZM199 44V43H198ZM211 44V45H210ZM223 44V45H222ZM251 44H254V45H251ZM257 44V45H256ZM263 44V46H261ZM15 45L16 44H13L12 45V43L10 44V46H14V48H15ZM35 45V46H34ZM111 45H113V46H111ZM128 45H131V46H129L128 47ZM134 45H136L135 47H134ZM138 45V46H137ZM163 46V48H162V50H161V47L159 48L158 46ZM167 45V46H166ZM231 45H232V47H231ZM9 46V45H8ZM37 46V47H36ZM38 46H40L41 48H39ZM47 46H48V44H47ZM89 47L88 48H90V45H88ZM117 46V47H116ZM147 46V48H145ZM149 46H155V48L153 47V50H152V48L150 47V48H148ZM169 46V47H168ZM173 46V47H172ZM209 46H211V47H209ZM224 46V47H223ZM230 46V47H229ZM256 48H255V47ZM259 46V47H258ZM28 47V48H27ZM85 47H87V46H85ZM157 47V48H156ZM166 47V48H165ZM176 47V48H175ZM206 47V48H205ZM207 47H209L208 49H210V50H208L207 49ZM223 47V48H222ZM241 49H240V48ZM244 47V48H243ZM6 48V47H5ZM12 49V48H10V47H7L6 48V50H16V48L15 49ZM38 48V49H37ZM132 48V49H131ZM134 48V49H133ZM145 48V49H144ZM178 48V49H179ZM232 49V50H227V49ZM247 48V49H246ZM260 48V49H259ZM35 49V50H34ZM112 49V50H111ZM126 49H124V50H126ZM158 49V50H157ZM160 49V50H159ZM167 49V50H166ZM206 49V50H205ZM239 49H240V51H239ZM251 49V50H250ZM5 50V49H4ZM5 50V51H6ZM39 51V53L42 51V53H40V54H38V51ZM128 50V49H127ZM131 50H133V51H131ZM145 50H147V51H145ZM150 50V51H149ZM164 50H166L167 52L169 51L170 53H172V54H170L169 52L167 53L166 51V54L164 53ZM253 50V51H252ZM257 50V51H256ZM27 51V52H28ZM32 51H35L37 54L36 55H34L35 54V52H34V54H33V52ZM106 51H107V53H106ZM149 51V52H148ZM152 51V52H151ZM173 51V50H172ZM207 51V52H206ZM211 53H210V52ZM217 51V54H220L221 52H218ZM231 51V52H230ZM130 52H131V54H130ZM133 52V53H132ZM157 53V52H159V54H157V55H159V57H156L157 55L155 54V53ZM163 53L162 55H161V53ZM206 52V53H205ZM238 52V53H237ZM240 52H242V53H240ZM258 54H257V53ZM95 53H93L94 55H95ZM128 55H127V54ZM142 55H141V54ZM229 53V54H228ZM231 53V54H230ZM256 55H255V54ZM261 53H263V54H261ZM19 54H20V52H19ZM144 54H148V55H152L150 58H147L148 56H144ZM153 54L154 55H156L155 57L153 56ZM169 55V57H165V56H163V55ZM207 54V55H206ZM222 54H220L221 56H222ZM236 54H237V56H236ZM95 55V56H96ZM139 55H141V56H139ZM161 55V56H160ZM176 55H175V57H176ZM206 55V56H205ZM228 55V56H227ZM262 55H263V57H262ZM35 58H34V57ZM145 58H144V57ZM163 56V57H162ZM231 56V57H230ZM45 57H46V55L44 54V59H45ZM106 59H105V58ZM162 57V58H161ZM166 58V59H163V58ZM173 57V56H172ZM175 57H174V60H172V64H175L174 62H176V63H178L177 61H176V59H178V57H176V59H175ZM240 57H242V59H239ZM250 57L252 58V59H250ZM260 57V58H259ZM22 58H20V59H18V61L19 62H22L23 63V59ZM29 58V59H28ZM34 58V59H33ZM135 58V59H134ZM138 58V59H139ZM156 58V59H155ZM160 58V59H159ZM182 58V60H183V57H181ZM181 58H179V60L178 61H180V59ZM227 58H229L230 60H227ZM231 58H232V60H231ZM246 58H247V60H246ZM259 58V59H258ZM262 58V59H261ZM21 59H22V61H21ZM26 59V60H25ZM31 59H33V60H31ZM40 59V64H42V63H44V59L42 58V57H40L39 58ZM46 59H47V57H46ZM45 59V60H46ZM104 59V60H103ZM144 59H146V60H144ZM147 59H149V60H147ZM159 61H158V60ZM254 59V60H253ZM262 61H261V60ZM43 60V62H41ZM130 60V61H129ZM144 60V61H143ZM152 60H153V62L154 63H152ZM165 60H166V62H165ZM169 60V61H168ZM181 60V61H182ZM209 60L207 61V60H204L205 62H208V63H210L211 64V62H209ZM246 60V61H245ZM49 61V60H48ZM129 61V62H128ZM143 61V62H142ZM145 61H147L146 63H145ZM148 61H149V64H150V66H148L147 64H148ZM181 61H180V63H181ZM252 61V62H251ZM260 61V62H259ZM46 62H47V60H46ZM45 62V63H46ZM127 62H128V65H127ZM142 62V63H141ZM171 62V61H170ZM199 62V63H200ZM234 62V63H233ZM240 62V63H239ZM257 62V63H256ZM25 63V62H24ZM108 63V62H107ZM107 63L105 64L106 66H107ZM168 64V66L170 67H172L171 69L174 71V72H172L171 70H170V68H168L166 65ZM251 63V64H250ZM255 64V66H254V64ZM262 63V64H261ZM143 64V65H142ZM146 64V65H145ZM152 64V65H151ZM154 64V65H153ZM201 64V63H200ZM224 64V65H223ZM236 64V66L234 67V65ZM43 65H46V64H43ZM123 65V66H124ZM156 65V66H155ZM177 65V64H176ZM195 65H198V63H196ZM218 65V66H217ZM232 65V66H231ZM240 65V66H239ZM245 65V66H244ZM249 65V66H248ZM99 66H100V68H101V65L99 64ZM104 66V65H103ZM106 66L105 67H103L102 68V71H104L103 73H102V75H104V73L106 74V73H108L109 72V70L111 69V71H112V69H113V71H115L114 70V67H115V69H116V66H112V67H110L109 65V67L107 66V68H106ZM137 66V65H136ZM146 67V69L149 67V69H147V70H145L144 68ZM148 66V67H147ZM154 68H153V67ZM188 65H185V67H187ZM238 66V67H237ZM246 66H247V68H246ZM20 67V66H19ZM150 67H151V70H152V72H151V70H150ZM157 67V68H156ZM168 68L170 71L169 72H166V74H165V68ZM209 69H208V68ZM218 67V68H217ZM219 67L221 68V69H219ZM226 67H227V69H226ZM255 67V68H254ZM259 67V68H258ZM107 70H106V69ZM129 68V69H128ZM131 68L133 69L132 71H131ZM174 68V69H173ZM225 68V69H224ZM231 68V69H230ZM23 69V70H22ZM96 69V70H95ZM97 69H98V73H99V71H100V75H101V70L99 69V68H94V70H95V73H92L93 75H96V76H98L96 73V71H97ZM117 69H119L120 70V67H117ZM116 69V70H117ZM167 69V70H168ZM187 69V68H186ZM188 69H189V67H188ZM224 69V70H223ZM239 69V70H238ZM14 70H15V68H14ZM16 70H19V72L17 73V71ZM16 70H15V74L16 75H18V74H20V75H18V76H16V78H15V75L13 76V75H4L5 77L7 76L8 77V79L9 78H13V79H11V80H13V82L15 83V86L14 87H12V86H10V87H4L3 86V88H4V90L3 89H1V87H0V95H1V93H7V94H4V95H6L7 97L5 98V99H3L1 102H3V104L1 103L0 104V107H1V105H2V107L1 108H3L4 106H5V108H7L8 107V105L9 106H11V107H13V106H17V105H15V104H18V106H20V105H22V107L23 106H25V107H28V108H26V109H28V110H26L25 109V107H24V109H23V112H22V109H20V113H23L22 115H25V114H27L28 112H29V118L28 117H25L24 119H23V121L25 122V120H26V122H29L30 124H27V123H22L21 121H19V122H17L16 123V126H17V124H18V126H19V124H20V122L22 123V125L23 126H25V125H27L28 127H30V125H31V127H33L34 129H36V127L37 126H40L41 127V124H39L38 123V121H39V119L42 117L41 115H45V116H50V118L49 117H47V120L49 121L48 123H47V126H49L50 128H59V126L61 125V126H71V125H75V123L74 122H69V121H67L68 119H61L62 118V115H61V109L60 108H58V106L59 107H61L62 108V105H60V104H62V103H60V104H58L59 102H57V107H56V109L54 108L55 106H53V108H50L49 107V109H48V107H47V112L45 111V110H39V111H34L33 110V104H32V102L33 101H35L34 99H32V97L33 96H35V97H37L36 95H40V91L42 92V91H44V90H41V89H43V87H44V85L46 84V79H44L45 77H46V75H44V70L42 71L43 73H41L40 72V74H35L34 76H36V77H40V76H42V78L40 79V78H37V79H35L36 77H32L31 78V76H29V73H27V72H25V70H24V67H22L21 66V69L19 68V69H17L16 68ZM20 70H21V72H20ZM149 70V71H148ZM201 70H199V72L201 71ZM210 70V71H209ZM221 70V71H220ZM223 70V71H222ZM226 70V71H225ZM22 71L25 73V74H22ZM107 71V72H106ZM110 71V72H111ZM162 71V72H161ZM201 71V72H202ZM208 71V72H207ZM218 71H220L219 73H218ZM230 71H232V72H230ZM94 72V71H93ZM130 72V73H129ZM137 72H139V73H137ZM146 72V73H145ZM148 72H149V74H148ZM224 72V73H223ZM13 73V74H14ZM137 73V74H136ZM144 73V74H143ZM168 73V74H167ZM176 73V74H175ZM221 73H222V75H221ZM230 73V74H229ZM32 75H33V73H31ZM30 74V75H31ZM148 76H147V75ZM23 75V76H22ZM24 75H26V77H27V75H28V77H29V79L31 78L32 79V81L31 80H29L28 82L30 83V81H31V83L30 84H27L28 82H27V80H28V77L27 78H25V76ZM38 75V76H37ZM121 75V74H120ZM143 75H144V77H143ZM153 75V74H152ZM155 75V76H154ZM153 75V77H155V78H159V76L157 77L156 76V74H154ZM236 75H239V76H236ZM3 76V77H4ZM13 76V77H12ZM45 76V77H44ZM138 76V77H139ZM217 76V77H216ZM226 76H227V78H226ZM4 77V78H5ZM18 77H23L24 79H22V78H18ZM100 77V76H99ZM139 77V78H140ZM152 77V76H151ZM176 77V76H175ZM237 77V78H236ZM17 78H18V80H17ZM7 79V78H6ZM5 79V80H6ZM44 79V80H43ZM131 79V78H130ZM134 79V78H133ZM217 79H220L219 81H217ZM23 81V82H20V81ZM33 80H35V81H33ZM230 80H233V81H230ZM240 80H242V81H240ZM25 81H26V83H25ZM37 81V82H36ZM39 81H41V83H39ZM176 81H177V79H176ZM19 82H20V84L22 85V86H20L19 85ZM33 82H34V84L36 83H38V85H35L34 87L33 86H31V84H33ZM45 83L44 85H42V83ZM215 82L213 81L212 83L215 85ZM234 84V86L232 85V83ZM13 83V84H14ZM16 83H18V84H16ZM241 83H242V85H241ZM245 84V85H244ZM19 85V86H18ZM238 85V86H237ZM28 86L32 89H35V90H31L30 88H28ZM39 86V87H38ZM227 86H228V88H227ZM230 86H231V88H230ZM233 86V87H232ZM236 86V87H235ZM18 87V88H17ZM38 87V88H37ZM238 87V88H237ZM5 88H6V90H5ZM28 88V89H27ZM214 88V87H213ZM212 88V89H213ZM232 88H234V90L232 89ZM13 89H14V92L16 93V95L17 94H19V95H14L15 93L13 92ZM16 89V90H15ZM30 89V90H29ZM38 89V90H37ZM215 89V88H214ZM214 89H213V92H214ZM223 89H222V93H225V92H223ZM225 89V90H226ZM9 90H10V92H9ZM12 90V91H11ZM24 92V95H23V93H20V92H22V91ZM40 90V91H39ZM20 91V92H19ZM37 91L39 94H37V93H35V92ZM12 92V93H11ZM18 92V93H17ZM28 92H31V94H32V96H30L31 94L30 93H28ZM9 93H11L12 95L11 96H9ZM27 93V94H26ZM34 93V94H33ZM219 93H221V92H219ZM21 94V95H20ZM28 95V96H27ZM57 95H58V93H57ZM61 95V94H60ZM234 95H235V97H234ZM237 95V96H236ZM2 96V95H1ZM12 97H15L16 99H18V100H16V99H14L13 98V103H12ZM19 97V98H18ZM22 97L24 98V99H26V100H24V99H22ZM21 98V99H20ZM31 98V99H30ZM213 99H215V101H218L217 100V98H216V95H215V97L213 98ZM6 100H7V102L8 103H10L8 100H10L11 101V103H12V105H10V104H8L7 102H6ZM17 101V102H15V101ZM22 101V102H18V101ZM32 102H31V101ZM237 100V101H236ZM26 101V102H25ZM28 101H30V102H28ZM235 101V102H234ZM15 102V103H14ZM5 103H7L6 105H5ZM19 103H20V105H19ZM25 103V104H24ZM27 103V104H26ZM28 103H29V105H28ZM31 103V104H30ZM232 103V104H231ZM235 105H234V104ZM239 103V104H238ZM24 104V105H23ZM32 105V106H31ZM232 105H233V107H232ZM21 106H20V108H22ZM52 107V106H51ZM9 108V107H8ZM58 108V109H57ZM231 108V109H230ZM4 109V108H3ZM19 109V108H18ZM32 109V110H31ZM51 109V110H50ZM55 109V110H54ZM234 111H233V110ZM24 110H25V112H27V113H24ZM36 110V109H35ZM221 110V109H220ZM31 111V112H30ZM32 111H33V113H32ZM40 111H42L41 113L42 114H39L40 113ZM49 111H52L51 113L49 112ZM55 111V112H54ZM207 111V110H206ZM205 111V112H206ZM232 111V112H231ZM39 112V113H38ZM44 112V113H43ZM54 112V113H53ZM251 112H253V113H251ZM38 113V114H37ZM46 113V114H45ZM35 114V115H34ZM51 114V115H50ZM52 114H53V116H52ZM60 114V116H57V115H59ZM256 115L257 116V118H255L253 115ZM249 115V116H248ZM250 115L251 116H253L252 118H253V123H249V122H251L252 121V119L251 118H248V117H250ZM31 116H32V118H31ZM34 116H36L37 118H34ZM55 116V117H54ZM57 116V117H56ZM222 116V117H221ZM223 116H225V117H223ZM53 117V118H52ZM60 117V118H59ZM34 118V119H33ZM50 119H52L51 121H50ZM32 120V121H31ZM34 120V121H33ZM226 120V121H225ZM56 121V122H55ZM67 121V122H66ZM249 121V122H248ZM55 122V123H54ZM198 121H196V122H194L193 120L191 121V123L190 124H188L187 123V127H189V126H191V128H189V129H185L186 130V132L184 133L183 132V134H184V136H187L188 134L190 135V136H192V133H196V132H193V131H196L197 129H194V128H197V127H194V126H197V124H200V123H197ZM68 123V124H67ZM194 124V126H193V124ZM195 123H197V124H195ZM208 123V124H207ZM211 123V124H210ZM247 123H249V124H247ZM32 124H34V126L32 125ZM59 124V125H58ZM252 125V127H253V129L255 128L256 129V132H255V134L252 136V139H253V143H252V145H254V146H250L251 144V141H249L248 139V135L249 134H246V132L244 131V130H242L243 128H242V126L243 125ZM21 125V126H22ZM58 125V126H57ZM189 125V126H188ZM213 125V126H212ZM193 127V128H192ZM37 128H39V127H37ZM211 128H212V130H211ZM227 128V129H226ZM32 129V128H31ZM33 129V130H34ZM191 129V130H190ZM194 129V130H193ZM215 129V130H214ZM188 130H190V131H192V132H190V131H188ZM207 131H205V132H207ZM65 132V131H64ZM188 132H190V133H188ZM188 133V134H187ZM64 134H66V133H64ZM182 134V135H183ZM186 134V135H185ZM205 134V133H204ZM194 135V134H193ZM223 135V136H222ZM44 137H46V136H44ZM44 137H41V139H44ZM80 137V140H82L81 138V136L79 135V136H77V137H75L77 140V142H82V141H80L78 138ZM204 137V136H203ZM203 137L201 136V138L203 139ZM69 139V138H68ZM67 139V140H68ZM196 141H195V140ZM194 139H192V140H194V141H192V142H197V141H199V140H202V139H200V137H194ZM251 139V140H252ZM219 141V140H218ZM39 141H35V142H33V143H31L28 147H25V148H22V149H20V150H18V151H15V152H12V153H10L9 155H7V156H5L4 158H3V160H14L15 158H16V160L18 161L17 162V164H15L16 166L15 167H13V168H7V169H9V170H5L6 172H9V173H6L5 171V173H6V176H5V173H4V177L3 178H0V231H3V230H6L7 229V231H8V229H11V230H14V231H11L12 233H13V244L15 243V245H20V244H17V242L18 243H22L21 241H20V239L21 238H23V236L24 235H26V236H29V234H30V236H32V238H33V236L35 237V238H38V237H36V236H39L40 235V233H38V231L40 230L39 228H41V230H42V228H46L47 226H45V227H43V224H48V226L51 224V220H50V215H48V214H39L38 215V217H36V218H34L32 221H31V217L30 216H28L25 212H23V210L21 211L20 209H21V207H20V203L19 204H17V199L15 198V197H19L18 195H20L19 193H21L20 192V190L22 191V188L24 187V184L23 183H19L18 181H16L15 180V178H14V176H15V171L17 172V171H19L20 169H22V168H24V166H25V164L23 163V162H21V160L23 161V156H22V154L24 155V157L26 156V154L27 153H29V152H31V150L33 151V149L32 148H34L35 149V147H37V143H38ZM213 142V141H212ZM191 143V142H190ZM37 144V145H36ZM104 145V144H103ZM106 145V144H105ZM107 146V145H106ZM121 147V148H120ZM153 147V149H151ZM106 148V147H105ZM105 148H102V146H100V147H98V149H99V151H101V149H105ZM183 148V149H184ZM98 149H97V151H98ZM187 149V150H186ZM29 150V151H28ZM141 150V151H140ZM137 152V153H136ZM155 152V153H154ZM119 153V154H118ZM129 153H131V154H133V155H131V154H129ZM212 153V154H211ZM221 153H223V157H222V154ZM102 154V155H101ZM140 154V155H139ZM156 154H157V156H156ZM162 154V153H161ZM206 154V157L204 158V155ZM209 154V156H207ZM219 155L220 154V158L219 157H215V156H217V155ZM225 154V155H224ZM114 155H115V157H114ZM129 155H131V158H130V156ZM142 155V156H141ZM189 155V156H188ZM210 155H212V156H210ZM138 157V159L139 160H144V163L145 164H143V163H141L139 160H138V162H140V163H138L137 161V163L135 162V160H134V162H133V160H132V158L133 157ZM140 156V157H139ZM129 157V158H128ZM135 157V158H136ZM154 157V158H153ZM173 157V158H172ZM211 157V158H210ZM214 157V158H213ZM6 158V159H5ZM13 158V159H12ZM22 158V159H21ZM107 160H106V159ZM128 158V159H127ZM140 158H146V159H140ZM202 158V159H201ZM174 159V160H173ZM223 159V160H222ZM126 160H128V161H126ZM171 160V161H170ZM129 161H131L132 162V164L133 165H136V170L134 169V168H132V167H130L131 165V162H129ZM173 161V162H172ZM190 161V162H189ZM192 161H194L195 162V164H194V162H192ZM200 161V162H199ZM127 162V163H126ZM182 164V166H181V164ZM126 164H128V166L126 165ZM138 164V165H137ZM141 164H143V165H141ZM173 164H174V166H173ZM24 165V166H23ZM141 165V166H140ZM146 165V166H145ZM196 165V166H195ZM41 166V165H40ZM40 166L39 165H37V166H31L32 167V170L33 169H38V168H40ZM139 166L141 167V168H139ZM164 166V165H163ZM176 166H181V167H178L179 168V170H175L177 167ZM198 166V167H197ZM138 167V168H137ZM145 167V168H144ZM195 167V168H194ZM202 169H201V168ZM132 169H134L133 171H132ZM163 170V169H162ZM168 170V171H167ZM181 170V171H180ZM162 172H164V174L165 175H163V173ZM98 174V175H97ZM99 174H100V176L102 177V178H104V180L105 181H108V184L104 181H102L101 179V177L99 176ZM102 174V175H101ZM161 174L163 175V178H168L169 180H170V178H171V181L173 180V181H175V182H171V181H169V182H171V183H174L172 186H173V188H172V186L171 187H166L165 186V188H162L161 187V184L159 183V178H161ZM147 175V176H146ZM98 176V177H97ZM165 176H168V177H165ZM178 178H177V177ZM100 177V178H99ZM127 177V178H126ZM131 179H130V178ZM134 179H133V178ZM98 178V179H97ZM148 178V179H147ZM155 178V179H154ZM100 179V181H97V180H99ZM125 179L128 181H125ZM130 179V180H129ZM133 179V180H132ZM176 179H178L179 180V184H178V187L176 186V182L178 183V181L176 180ZM182 179V180H181ZM96 180V181H95ZM14 181H15V184H14ZM102 181V182H101ZM110 181V182H109ZM131 181V182H130ZM135 181H138L139 182V184L138 183H136ZM158 181V182H157ZM18 182V183H17ZM97 182H99V183H97ZM158 184H160V185H158ZM97 183V184H96ZM103 183H105L104 184V186H106V187H103L102 188V184ZM143 183H144V185H143ZM152 183H154V184H152ZM156 183V184H155ZM95 184V185H94ZM93 185V186H92ZM139 185V186H138ZM23 186V187H22ZM96 186V187H95ZM94 187V188H93ZM164 187V186H163ZM95 188H98V189H95ZM168 188H171L170 190H168ZM95 189V190H94ZM166 189H167V191H166ZM97 190V191H96ZM103 190V191H102ZM164 190V191H163ZM206 190V191H205ZM23 191H24V188H23ZM99 191V192H98ZM121 191H123V192H125V191H127V192H125L126 194L125 195H127L126 197H121L120 195H122V194H120L119 192H121ZM204 193H203V192ZM92 192V193H91ZM95 193V194H94ZM98 193V194H97ZM202 193V194H201ZM62 195V196H61ZM206 195V196H205ZM120 196V197H119ZM225 196V197H224ZM240 196V197H239ZM110 197V198H109ZM14 198H15V200H14ZM61 198H59V199H61ZM113 198V199H112ZM120 198H122V200L120 199ZM151 198V199H150ZM224 198V199H223ZM110 199H112V200H117V201H112V204L110 205L109 203V201H110ZM119 199V200H118ZM207 200V201H206ZM225 200V201H224ZM166 201H170V202H173L172 203V205L174 204V208H172V207H169L165 202ZM236 200H234V203H233V201H232V203H233V205H232V207H238V206H240V204H242L241 203V200H238L237 202H235ZM240 201V202H239ZM169 202V203H170ZM207 202V203H206ZM164 203H165V205H164ZM224 203H226V204H224ZM235 203H240V204H235ZM220 205H222L221 207H222V210H221V207H220ZM111 206V207H110ZM220 208H219V207ZM253 206H255V207H253ZM231 207V208H232ZM249 207H247L248 209H251V208H249ZM169 208V209H168ZM105 209V210H104ZM110 211H109V210ZM173 209V210H172ZM214 209V210H213ZM216 209V210H215ZM219 209V210H218ZM243 209H244V207H243ZM189 210V211H188ZM223 210H224V212H223ZM252 210H251V212H252ZM106 211V212H107ZM121 211V212H120ZM213 211V212H212ZM217 213V214H215V212ZM227 213H226V212ZM231 213H230V212ZM124 212H125V214H124ZM219 212V213H218ZM232 212H234V213H232ZM242 212V213H241ZM101 213V212H100ZM117 213V214H116ZM221 213V214H220ZM244 213V214H243ZM248 214V213H247ZM47 215H48V217H47ZM50 216V217H49ZM139 216V217H138ZM204 217V218H203ZM30 221H31V223H30ZM30 223V224H32V225H34V226H32V225H30V226H27V223ZM68 224L69 225H71V226H73L72 228H69L68 227ZM29 225V224H28ZM67 225V226H66ZM164 225H165V227H164ZM27 226V227H26ZM38 226V227H37ZM40 226V227H39ZM11 227V228H10ZM30 227V228H29ZM34 227V228H33ZM117 227V228H118ZM28 228H29V230H28ZM68 228V229H67ZM34 229H38V231L37 232H35V230ZM78 229V230H77ZM186 229V230H185ZM32 230V231H31ZM50 230V229H49ZM51 231V232H50ZM50 231H48L47 230V232L45 233H43V234H45L46 236H45V240H46V242H45V244H44V246H46V243H47V245H49V244H53V243H55L56 241H58V240H60L61 238H63L62 236L59 238V236L60 235H58L57 233H59V231H57V230H50ZM28 232V233H27ZM49 232H50V234H51V236H50V234H49ZM190 232H192V231H190ZM1 233V232H0ZM36 233V234H35ZM38 233V234H37ZM23 234V235H22ZM48 234V235H47ZM108 234V235H107ZM228 234V233H227ZM58 235V236H57ZM54 236V237H53ZM48 237H49V239H48ZM51 237V238H50ZM56 237V238H55ZM65 238V237H64ZM19 239V240H18ZM52 239V240H51ZM49 240V241H48ZM49 243V244H48ZM212 248H214V252L219 256V257H221L222 259L224 258H226V256L222 253V252H220V248L217 246V245H215V246H211ZM258 248H261V251H259V255H262V253H263V248H264V239L263 240H260V241H258ZM241 254L242 255H246V253H245V249L244 248H241V250H240V253H239V256L241 257ZM255 255L257 254V253H254ZM253 254V255H254ZM232 262H234V261H232Z\"/></svg>",
	"mask_w": 264,
	"mask_h": 264
},
{
	"label": "crops",
	"instance_id": "obj_3",
	"mask_svg": "<svg viewBox=\"0 0 264 264\" xmlns=\"http://www.w3.org/2000/svg\"><path fill=\"white\" fill-rule=\"evenodd\" d=\"M159 226L117 233L119 226L113 236L70 235L40 248L36 255L25 254L13 238L3 242L0 236V264H264V248L262 255L241 254L240 262L227 263V257H219L196 233Z\"/></svg>",
	"mask_w": 264,
	"mask_h": 264
}]
</instances>
